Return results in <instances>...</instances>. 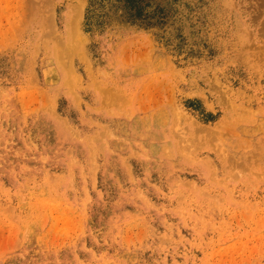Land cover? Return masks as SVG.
Masks as SVG:
<instances>
[{"label":"rangeland","instance_id":"374dc122","mask_svg":"<svg viewBox=\"0 0 264 264\" xmlns=\"http://www.w3.org/2000/svg\"><path fill=\"white\" fill-rule=\"evenodd\" d=\"M0 264H264V0H0Z\"/></svg>","mask_w":264,"mask_h":264},{"label":"bare ground","instance_id":"6f19581e","mask_svg":"<svg viewBox=\"0 0 264 264\" xmlns=\"http://www.w3.org/2000/svg\"><path fill=\"white\" fill-rule=\"evenodd\" d=\"M260 2H261V1H260ZM79 8H80V9H79ZM79 8L77 7L78 10H81V7H79ZM76 11H77V10H76V7H75V12H76ZM78 12H79V11H78ZM76 13H77V12H76ZM99 90H100V89H99ZM100 93H101V92H100ZM102 100H103V99H102ZM122 100H123V99H122ZM124 103H125V101H124ZM106 105H107V104H106ZM129 169H130V168H129ZM85 203H86V202H85Z\"/></svg>","mask_w":264,"mask_h":264},{"label":"trees","instance_id":"16d2710c","mask_svg":"<svg viewBox=\"0 0 264 264\" xmlns=\"http://www.w3.org/2000/svg\"><path fill=\"white\" fill-rule=\"evenodd\" d=\"M128 1L133 2V1H136V0H128ZM133 5H134V4H132V7H133Z\"/></svg>","mask_w":264,"mask_h":264}]
</instances>
